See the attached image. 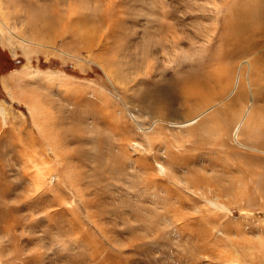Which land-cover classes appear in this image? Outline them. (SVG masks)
Returning <instances> with one entry per match:
<instances>
[{
  "label": "rangeland",
  "instance_id": "374dc122",
  "mask_svg": "<svg viewBox=\"0 0 264 264\" xmlns=\"http://www.w3.org/2000/svg\"><path fill=\"white\" fill-rule=\"evenodd\" d=\"M237 2L0 0V264H264L235 197L264 172V29L225 62Z\"/></svg>",
  "mask_w": 264,
  "mask_h": 264
},
{
  "label": "bare ground",
  "instance_id": "6f19581e",
  "mask_svg": "<svg viewBox=\"0 0 264 264\" xmlns=\"http://www.w3.org/2000/svg\"><path fill=\"white\" fill-rule=\"evenodd\" d=\"M237 1L238 2L235 3V6L233 8L231 7L230 24H229V26L227 25L228 27H226V31L228 29V32H229V34H228L229 38H232V40L234 42L233 46L230 47L229 49H226L224 52L223 58H224L225 62H228V63L232 59L238 60V58H241L242 55L246 54V51H245L246 47H245V50H242V47L240 46V41L243 42L245 45L248 44L249 41H250V43H252L253 40H251V38H254V36H255V39H256L257 34L259 33V30L264 29V23H262L263 11L261 9L259 10V8L256 7L255 2L254 3L249 2V1L247 2L245 0H240V1L237 0ZM251 1H253V0H251ZM42 19H43V23H46L47 25L52 24L51 20H48L45 18H42ZM228 20H229V18H228ZM226 34H227V32H226ZM44 40H45V38H44ZM40 42H41V40H40ZM259 58H261V61L263 60L262 56H260ZM231 62H233V61H231ZM245 64L247 65V71H246L247 74L246 75H247V81L249 82L248 87H249L250 91L253 92V90L256 88V91L258 92L259 91L258 87H262L264 89V76L259 74L260 71H259V67L257 66L256 61L254 59H251L248 61L245 60ZM245 70H246V68H245ZM228 74H229V72H228ZM257 74H259V76ZM239 75H240V79L238 81V85H237L236 89H239V93L243 94V93H245L246 90H245V87L243 86V83L241 81V73ZM206 121L207 120H203L201 122V124L199 125L200 127L198 126V128H201V126H203ZM241 128H243V125L239 128L238 132H240ZM227 133H228V128H226V130H225V134H227ZM259 135H261V134H259ZM238 145L245 148V146L240 145L239 143H238ZM248 149H250V147ZM251 150L256 152V153L260 152V153L264 154L263 151H259L257 149L252 148ZM225 173H227V172H225ZM254 177H256L257 183L253 181ZM243 179L245 181L252 182V184H255L254 186H255L256 192L252 193L253 196L251 194V196H249V197H248V195H244V194H241L240 196H235V197L237 199H239V198H242V196H243L244 198H246V200L248 199L249 201H254L255 198L257 200H261L262 207H263L262 209L264 210V172L255 173V172L243 169ZM234 180H235V177L233 176V182H234ZM233 182H230V184ZM243 183H241V184H243ZM211 185L214 186V189H216L217 191L222 193V196L227 194V192H226L227 190L225 188L220 187L221 185L218 182L217 183L212 182ZM229 190H230V188H229Z\"/></svg>",
  "mask_w": 264,
  "mask_h": 264
}]
</instances>
